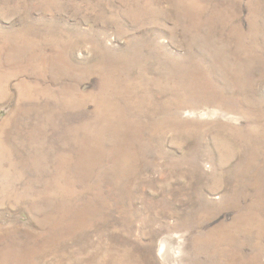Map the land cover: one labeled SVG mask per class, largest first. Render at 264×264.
Here are the masks:
<instances>
[{"label": "rangeland", "instance_id": "1", "mask_svg": "<svg viewBox=\"0 0 264 264\" xmlns=\"http://www.w3.org/2000/svg\"><path fill=\"white\" fill-rule=\"evenodd\" d=\"M0 264H264V0H0Z\"/></svg>", "mask_w": 264, "mask_h": 264}]
</instances>
